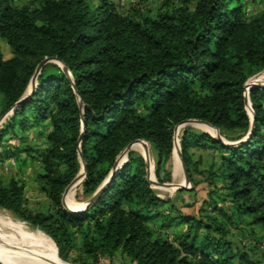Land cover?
Segmentation results:
<instances>
[{
  "label": "trees",
  "instance_id": "obj_1",
  "mask_svg": "<svg viewBox=\"0 0 264 264\" xmlns=\"http://www.w3.org/2000/svg\"><path fill=\"white\" fill-rule=\"evenodd\" d=\"M258 1L262 11L247 17L248 0H176L155 14L134 9L126 15L110 0H35L34 7L0 0V39L11 50L4 58L0 46V116L22 99L0 127V162L20 164L22 152L38 162L35 179L49 203L45 213L32 212L23 185L9 178L0 182V208L47 234L62 260L78 233L91 264L118 250L137 264H254L226 239V222L264 229L263 87L248 92L253 128L241 140L250 128L244 83L264 69V0ZM46 57L59 59L70 77L45 63L26 94ZM189 118L238 141L227 145L203 131H181L192 187L196 173L210 189L197 216L155 193L139 154L128 152L109 178L119 152L143 139L155 151L157 181H169L173 130ZM32 127L44 148L17 134ZM8 134L20 145H9ZM192 149L212 152L207 168L199 167ZM78 153L84 197L109 179L89 208L72 213L61 197L81 170ZM179 226L170 238L166 230Z\"/></svg>",
  "mask_w": 264,
  "mask_h": 264
},
{
  "label": "rangeland",
  "instance_id": "obj_2",
  "mask_svg": "<svg viewBox=\"0 0 264 264\" xmlns=\"http://www.w3.org/2000/svg\"><path fill=\"white\" fill-rule=\"evenodd\" d=\"M90 4L96 5L99 0H87ZM112 1L117 11L126 15L132 12L134 9H139L143 12L155 14L158 9L163 8L165 3H175L176 0H110ZM18 5L26 4L31 7L36 5L35 0H16ZM263 6L260 1L250 3L249 0L246 3V16L251 17L261 12ZM0 46L4 58L11 56V50L5 40L0 39ZM45 63H53L60 67V64L56 61H47ZM44 63V64H45ZM43 64V65H44ZM37 83V81H36ZM262 84L264 85V69L259 73L249 77L245 82V88H248V84ZM247 84V85H246ZM31 91V85L27 88V93ZM246 110L251 116L249 106L246 105ZM11 115V112L4 114V117L0 121V127ZM190 129L194 131H203L211 134H216L214 129L200 124H194L190 122H181L177 125L175 136L176 142H179V135L182 130ZM213 132H211V130ZM39 130L38 127L27 128L24 131H17V134L24 136L26 139L25 143L31 145L33 148L42 149L45 146L43 138L36 137V132ZM219 133V132H218ZM9 145H20L18 138L8 134L5 137ZM24 143V144H25ZM177 146V143H176ZM174 147L171 153V158L167 165V171L170 172L171 179L163 183H170L171 186H157L153 185L152 188L155 193L162 198L172 200L176 206L184 213L190 215H198V208L201 207L203 200L207 198L208 191L210 190L206 183H204L199 175L193 173L192 176L198 183L195 187H192V183L186 184L180 165V159L178 155L177 147ZM145 148L147 149V165L150 170V179L156 180L155 170V151L152 145L144 141H136L132 144L131 148L122 153L119 156V164L122 165L128 159V152H134L142 156L144 155ZM193 158L199 160V167L207 168L212 160V152L204 149H192ZM23 161L17 164L14 159L7 158L3 162H0V182L5 183L9 178L17 179L24 187V197L28 208L32 212L45 213L49 208L48 200L44 193L40 191L39 185L35 179L36 174L40 172V165L35 160H32L26 153H21ZM144 160V158H143ZM146 165V163H145ZM81 169V168H80ZM80 171V170H79ZM78 174H80V171ZM164 176V169L161 173ZM107 180V179H106ZM104 181L102 184H105ZM82 180L78 181L67 187L64 194H62V205L68 210H78L84 208L90 197H84L82 194ZM185 185L187 188L175 190L176 185ZM221 194V192L219 193ZM191 204V205H188ZM227 201L220 203L222 206H227ZM68 208V209H67ZM213 216L217 217L218 222H224L226 219L218 214L213 213L209 209L207 210ZM227 223L226 239L230 241L233 249L244 251L254 264H264V229L258 226L247 225L244 222L239 224ZM179 227H171L166 232L169 237L180 229ZM214 234V233H213ZM76 241L75 249L70 253L68 260H62L59 258L57 248L51 238L39 230L36 226L28 224L27 222L17 218L11 212H8L0 208V245H5L9 248L12 257L22 259L21 263L24 264H35L28 262L31 260L36 261L37 264H91V258L83 252L81 246V235L75 233ZM20 255V256H19ZM24 259V260H23ZM27 260V262H26ZM20 261V260H19ZM12 264V263H10ZM97 264H137L132 261L129 256L120 250L113 253L111 256L102 255L99 257Z\"/></svg>",
  "mask_w": 264,
  "mask_h": 264
},
{
  "label": "water",
  "instance_id": "obj_3",
  "mask_svg": "<svg viewBox=\"0 0 264 264\" xmlns=\"http://www.w3.org/2000/svg\"><path fill=\"white\" fill-rule=\"evenodd\" d=\"M52 60H53V61H56V62H59V63H60V67L62 68L63 72L66 73V74L70 77V73H69L68 69L65 67V65H64L59 59L46 57V58H44L40 63L37 64V66H36V68H35V70H34V74L31 76V78H30V80H29L28 85H29V84L31 85V91H33L34 88H35V86H36V81H37V79H38V75L40 74V70H41L43 64H44L45 62H47V61H52ZM245 82H246V81H245ZM244 85H245V83H244ZM254 87H263V88H264V86H262V85L251 84V85L247 88V91H244V101H245V104L248 103V106H249V109H250V112H251V116H249V114H248V112H247V110H246L247 115H248L249 120H250V128H249V131L247 132V134L245 135V137L241 139L242 141L245 140V139L250 135V133H251V131H252V128H253V115H252V109H251L250 102H249V98H248V92L250 91V89H252V88H254ZM244 90H245V86H244ZM31 91H30L29 93H31ZM29 93H28V94H29ZM21 100H22V99H20L19 101H17V102L15 103L14 107L11 108V110H9L8 112H11V113H12L13 110H14V108L17 107V106L21 103ZM78 104H79V108H80L81 113H82V103L80 102L79 99H78ZM245 108H246V107H245ZM3 117H4V115L0 116V121L2 120ZM188 121H198V122H203V123H205V124H208V125L212 126L211 124H209V123H207V122H204V121H201V120H198V119H194V118H189V119H186V120H184V121H182V122H188ZM179 124H180V123H179ZM177 125H178V124H177ZM177 125H175L174 130H173V148L176 146V143H177V146H176V147H177V149H178V154H179V159H180V165H181V168H182V173H183V176H184V180L186 181V184H188V183L190 182V179H189V176H188L187 170H186V168H185V166H184V163H183V160H182V157H181L180 147H179V142H176L177 138H176V136H175V131H176V127H177ZM213 127H214V126H213ZM214 128H216V127H214ZM216 129H217V128H216ZM81 130H82V127H81ZM217 130H218V129H217ZM218 131H219V130H218ZM206 133H208V132H206ZM208 134H209V133H208ZM209 135H210V134H209ZM210 136L213 137L214 139H216L217 141H221L223 144H227V145H235V144L238 143V141H236V142H232V141H228V140L224 139L220 133H218V136H213V135H210ZM80 139H81V136H79V138H78V142L80 141ZM136 141H144V140H143V139H137V140H134V141L128 143V144H127V145H126V146H125V147L119 152V154H118L117 157H116L114 167L112 168L111 173H110V175H109V178L113 175L115 169L119 167V166H118V164H119V156H120L122 153L127 152V151L131 148L132 144H133L134 142H136ZM172 150H173V149H172ZM147 153H148V152H147V149L145 148L144 155H143V158H144V161H145V162L147 161V160H146ZM78 156H79V161H80V164H81L82 174L80 175V174L77 173V174L75 175V177L71 180V182L65 187V189L63 190V193H62V194L65 193L66 188H67L68 186H70L72 183H74L76 180L80 179L81 177H84V175H85V172H84V160H83L82 155H81L80 153H78ZM145 166H146V178H147V181L149 182V184H150L151 187H152L153 185H157V186H171L170 183H159V182L156 181V180H153V181H152V180L150 179V170H149V167H148V165H147V162H146V165H145ZM109 178H107L106 181H108ZM106 184H107V182H105V184H101V186L95 191V193H94V194L90 197V199L87 201V204H86V206H85L84 208H81V209H78V210H70V209L67 208L68 211H69V212H72V213H77V212H81V211H84V210H86L87 208H89V207L92 205V203H93V201L95 200V198L99 195V193L101 192V190L105 187ZM186 184H185V185H182V184H181V185H176V186H175V190H179V189H182V188H187ZM61 202L63 203L62 198H61ZM0 264H3V263L0 262Z\"/></svg>",
  "mask_w": 264,
  "mask_h": 264
},
{
  "label": "bare ground",
  "instance_id": "obj_4",
  "mask_svg": "<svg viewBox=\"0 0 264 264\" xmlns=\"http://www.w3.org/2000/svg\"><path fill=\"white\" fill-rule=\"evenodd\" d=\"M59 63V62H58ZM60 64V63H59ZM251 84H254V83H251ZM251 84H248V85H251ZM247 85V84H246ZM258 85H262V84H258ZM29 86V85H28ZM262 86H264V85H262ZM249 87V86H248ZM245 91H247V88H245ZM246 105H248V103L247 104H245V106ZM250 110V109H249ZM250 116V115H249ZM188 122H190V124L191 123H194V124H200V125H205V126H208V127H210V128H212V129H214V131L215 132H217L216 134H211V135H213V136H218V130L216 129V128H214L213 126H210V125H208V124H205V123H203V122H198V121H188ZM212 129H210L211 130V132H213V130ZM179 155V154H178ZM81 171V170H80ZM79 171V172H80ZM82 174V171L80 172V175ZM82 178H84V177H81L80 179H78V180H76L74 183H77L78 181H80V180H82ZM74 183H72V184H74ZM71 184V185H72ZM67 189V188H66ZM6 245V244H5ZM5 245H0V262H2L3 264H10V263H12V264H24V263H21V260L22 259H18V258H15V257H12L13 255L11 254V252H10V250H9V248L7 247V246H5ZM20 256V255H19ZM20 260V261H19ZM24 260V259H23ZM26 262H27V260H26ZM28 262H33V263H35V264H37L36 263V261H34V260H31V261H28Z\"/></svg>",
  "mask_w": 264,
  "mask_h": 264
},
{
  "label": "crops",
  "instance_id": "obj_5",
  "mask_svg": "<svg viewBox=\"0 0 264 264\" xmlns=\"http://www.w3.org/2000/svg\"><path fill=\"white\" fill-rule=\"evenodd\" d=\"M191 152H192V151H191ZM144 162H145V161H144ZM146 162H147V161H146ZM146 162H145V163H146ZM147 164H148V163H147ZM148 167H149V166H148Z\"/></svg>",
  "mask_w": 264,
  "mask_h": 264
}]
</instances>
